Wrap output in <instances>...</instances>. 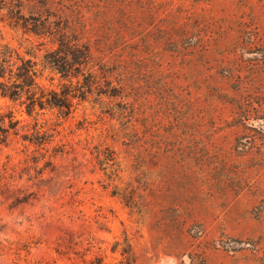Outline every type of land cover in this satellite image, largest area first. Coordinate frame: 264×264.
Returning a JSON list of instances; mask_svg holds the SVG:
<instances>
[{
  "label": "rangeland",
  "instance_id": "1",
  "mask_svg": "<svg viewBox=\"0 0 264 264\" xmlns=\"http://www.w3.org/2000/svg\"><path fill=\"white\" fill-rule=\"evenodd\" d=\"M48 2L124 95L45 111L49 144L1 149L0 264H264V0ZM33 23L4 18L2 43L42 54Z\"/></svg>",
  "mask_w": 264,
  "mask_h": 264
},
{
  "label": "trees",
  "instance_id": "2",
  "mask_svg": "<svg viewBox=\"0 0 264 264\" xmlns=\"http://www.w3.org/2000/svg\"><path fill=\"white\" fill-rule=\"evenodd\" d=\"M17 3L0 0V22L6 17L17 18L27 7L34 23L29 27L24 24L23 28L38 40L37 51L42 54L34 51L37 46L34 43H30L24 54L3 44L0 28V98L31 120L26 122L16 118L14 110L9 107L6 110L0 108V151L12 136H19L40 150L41 146L49 144L51 139L45 137L47 133L42 130L41 123L45 111L66 119L80 104L90 102L104 107L124 95V84L114 63L100 52L97 55L89 38L84 36L86 28L81 22L60 12L58 15L55 11L57 16L54 15L48 0H18ZM45 71L59 75L55 87L41 82ZM49 80L53 81L52 78ZM56 156L57 153L52 157ZM40 159L41 153L37 155L33 168L37 180L41 181ZM46 163L54 171L53 162ZM9 170L8 163L1 164L0 179L7 178Z\"/></svg>",
  "mask_w": 264,
  "mask_h": 264
}]
</instances>
